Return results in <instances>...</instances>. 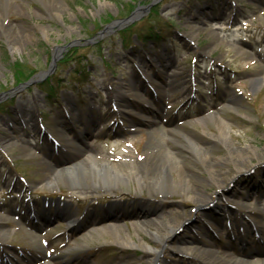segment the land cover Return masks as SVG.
<instances>
[{"label": "rangeland", "instance_id": "1", "mask_svg": "<svg viewBox=\"0 0 264 264\" xmlns=\"http://www.w3.org/2000/svg\"><path fill=\"white\" fill-rule=\"evenodd\" d=\"M52 1L50 6L48 0H16V6L1 17L28 37L19 42L0 35V137L3 127L11 131L8 124L20 105L33 109L35 116L24 122L21 131L10 132L7 144L0 143V215L9 222L5 228L11 231L7 239L0 240V264H57L73 258L72 264H151V256L145 251H159L163 242L149 235L144 221L179 220L183 213L188 217L186 226L171 238L172 246L158 264H202L201 256H207L198 250L187 254L177 250L178 241L190 235L194 240L189 246L197 245L202 251L255 263L264 261L262 252L245 255L240 250H258L264 242L259 228L248 229L249 222L264 227V199H246L247 207L239 209L241 199L230 192L217 198L220 188L207 170L202 171L204 159L213 163L211 170L222 169L224 177L230 179L236 173L232 163L218 164L217 158L245 149L238 160L243 172L238 179L232 178L236 190L244 194L254 184L264 185V79L251 83L255 76L264 78V0ZM131 14L132 20H126ZM196 15L199 21H195ZM132 23L137 24L121 33ZM41 27H48L47 35ZM8 29L0 28V34ZM152 29L158 35L154 40L147 37ZM160 56L170 61L161 64ZM16 62L26 71H36L30 83H17ZM136 77L144 88L127 90L126 84ZM163 79L172 84L187 80V91L165 85ZM47 81L56 89L54 99L43 90ZM118 94L134 101L133 106H115L111 99ZM155 99L162 103L155 105ZM55 101L69 108L74 119H63L64 125H58L60 114L65 112L56 110L58 106L52 105ZM150 108L158 110L165 127L159 128L153 140L179 151L175 164L194 173L196 180H205L200 191L207 189V197L214 201L196 204L181 189L175 172L168 178L169 182L176 180V192L164 189L168 191L155 193L156 200L150 202L148 190L141 192L137 181L116 189L104 182L98 189L50 182L46 167L53 162L46 157V148H54L55 143L93 148L98 158L116 164L141 163L148 141H153L149 139L150 124L142 119L148 118ZM89 111L101 117L97 134L83 140L68 136L63 127L84 130L79 114L86 117ZM209 115L217 118L198 121ZM221 124L229 131L226 137L219 134ZM170 126L199 142L214 136L220 140L205 159L191 145H183L178 133H168ZM39 131L46 133L45 139ZM29 133L31 144L24 147ZM125 151L131 156L121 155ZM105 194L107 199H100ZM45 196L66 205L79 223L71 227L68 216L44 214V222L34 230L22 213L26 204H31L28 200ZM227 205L230 211L221 210ZM109 225L119 226L120 232L113 226L104 228ZM28 227L36 232L38 242L46 244L44 250H29ZM198 227L205 231L197 234ZM120 234L132 242L131 247L119 243ZM81 241L85 247L74 249Z\"/></svg>", "mask_w": 264, "mask_h": 264}, {"label": "bare ground", "instance_id": "2", "mask_svg": "<svg viewBox=\"0 0 264 264\" xmlns=\"http://www.w3.org/2000/svg\"><path fill=\"white\" fill-rule=\"evenodd\" d=\"M15 2L16 0H12V1L0 0V28H3V29L10 28V31H8L9 30L8 29L4 31L5 33L0 34V35H4L5 38L8 40H15V41L17 40L21 42V40L24 39V37L26 38L28 36H24V33L18 30L17 25L7 24L1 18L4 12L8 8H14L16 6L14 4ZM48 2H49V5L51 6L53 1L48 0ZM19 6L22 7V4H19ZM194 19L195 21H199L197 15ZM41 30L44 35H47V33L49 32L48 27H41ZM168 61L170 60L163 56L159 57V62L161 64H167ZM178 74H181V73H178ZM263 79L264 78L262 76H255L251 78V83L255 85V84L261 83ZM162 81H163V84L165 85H171L173 87L176 86V88H178L179 90H184L185 92L187 91V88H188L187 80H185L183 83H177V84L168 83L166 79H163ZM118 85L119 84H117L116 86ZM143 85L144 84L140 80V78L136 77L135 80H133L131 83H127L125 87L127 88V90H131V89L144 88ZM143 91L145 95H148L146 90H143ZM136 93L137 95L139 94L138 92ZM139 97H142L141 94H139ZM66 100H69V98H66ZM111 100H115L114 101L115 106L118 107L119 104H124L126 108L132 107L133 106L132 102H134V101L127 100V97L121 94L116 95L115 98ZM154 102H155V105L162 103L160 99H155ZM59 106L64 107V110L67 112L68 117L71 118V113L69 111V108H66L65 105L62 103H60ZM15 112H16L15 113L16 117L13 118V121L8 124L9 127L11 128V131H9L5 127L2 128V133L4 135L0 137L1 144L2 143L7 144L6 140L7 138L11 136L10 132H12V134H15L17 133V131L19 130L21 131L23 129L22 126L24 125V122L26 123L27 119L33 118L35 116L33 109L31 108L28 109L27 107L22 106V105H20L19 109H15ZM153 112H155L158 115H152ZM147 116L148 118L145 116H142V119L146 123L150 124L151 134H150L149 139L153 140V136L158 135L160 133L159 130L165 128L162 124L164 121H163V118L159 115L158 110L156 109L153 110L152 108H150L149 110H147ZM210 118L215 119L217 117L216 116L214 117L212 115H209L206 117L203 116L202 118H198V121L200 123H204L206 119H210ZM100 119L101 117L97 112L89 111L86 117L79 116V119H78V121L81 122L82 125H84V130L79 131L71 126H64L63 129H64V132L68 136L72 134L74 135L75 138H79V140L80 139L83 140L90 135L97 134L98 124L100 122ZM223 125L224 124H221V126H219V134L226 137V134L228 135L229 131H225ZM122 130L123 129H121V131ZM167 132L171 134L174 132L178 133V135L181 137L180 142L183 145L184 144L191 145L195 149L197 154L203 156V158L205 159H206L207 152L211 151V149L214 148L218 144V140H220V139L215 138L216 136H214L208 142H205V143L199 142L195 140L189 134H186L185 132L179 130L178 128H173V127L169 128ZM39 135L41 136V138H44L43 133H39ZM30 136L32 135L29 133L27 135V138L23 140L24 147L31 144V141L29 139ZM148 142H149L148 146L144 149L145 156L141 160V163L138 162L137 164L133 166L116 164V163L110 162L109 160L105 158H98L96 154H94L95 150L93 148L82 147L79 145L77 146V145L71 144V142H68L67 145L65 144L62 146H59L58 144L55 143L53 146L54 148L52 147L46 148L47 149L46 157H48V159L53 162L46 167V170L49 171V173L51 174V176H49L50 182H53L55 184H60V183L68 184L70 187H73V188L87 186V187H95L97 189L99 187H102L101 183L104 182L112 186V188L116 189L118 185L120 187V185L122 184L129 183V181H137L140 191L141 190L143 191L144 188L148 190V194H150V196L147 198V202H150L152 200H156V198L154 197L155 193H158V192L164 193L165 191H168L169 189H170V192H173V193L176 192L175 190V186L177 184L176 180L175 179H174L175 181L171 180L172 182L171 183L169 182L170 178H168L172 174V172H175L176 177H178V179L180 180L178 182H179V185L181 186V189H183L186 194H189V196L193 198V201L196 204L203 205L202 203L205 204L211 201L212 197L210 196L209 198L206 195L205 190L207 189H204L203 192H201L200 189L202 188H199L201 184L202 186L203 184L206 185L205 180H196L194 178L195 176L194 173H190L189 171H184L183 167H180L175 164L178 162L177 159L179 158V151L174 150L169 147L167 148V147L161 146L160 144H158V142L154 140L148 141ZM55 149H58V151L56 152ZM246 152L247 150L245 149H240V150L237 149L236 151H232L228 153L230 157L220 156L217 158L218 164L232 163L233 166L231 168H234L233 171H235L236 173L233 177H231L228 180H227V177H224L225 172L222 169L217 168V170L213 171L211 170V167H213L212 166L213 163L205 162V160L202 159L203 160L202 162L204 164L202 166V171L206 172L207 170L208 171L207 174H209V178H211V180H213V182L216 183V186L220 188L219 189L220 192L217 198H219L220 196L222 198L226 196L227 194H229L230 192V194L233 195V197L235 198L239 197V199H241V202H238L237 204L239 209H244L247 207V204H249L248 203L249 200H246V199L251 198L250 200H254V201H259L260 198L264 199L263 196H261V194H264V185L262 183L254 184L244 194H241L238 190H236L235 179H232V178L238 179V177L243 172L241 168L242 164H239L238 160L240 157H243V154ZM67 153H69V155L64 157V155ZM121 155L131 156V154L128 151H125ZM62 156L64 157L63 159L59 160L58 158H56V157H62ZM58 161H61V162H58ZM123 164H126V163H123ZM229 181L232 182V184L230 186H227L226 184ZM149 186H151V189H149ZM164 189H168V190L164 191ZM140 196H138V199ZM100 199L102 200L107 199V194L102 195ZM232 203L235 204V202H232ZM221 210L228 212L230 211V206L227 205L226 208L221 207ZM57 213L58 215H62L65 217L68 216L67 219L71 227H75L79 223L78 217L68 212L67 206L60 207ZM41 216L42 214H36L34 217L23 218V220L31 221L32 219H37V223L33 224L32 226L34 230H37L36 226L44 222ZM187 220H188V217L186 216V214L183 213L179 220H177L174 217L173 219L168 220V221H164V220L159 221V219L158 220L153 219L151 221H147V220L144 221L145 224H147L146 229L149 232V235L153 239L161 240L163 242V248L161 250L158 251V250L153 249V250L145 251L147 254L151 256V258L149 259V262L151 264H158V262L161 260V257L165 254L166 251L170 249V246H172L170 243L171 238H174V235L176 234L177 231L179 230L181 231L182 229L184 230ZM6 224H9V222L6 219H3L2 216L0 215V240H5L11 235V231L5 228ZM112 226L115 230L120 232V228L117 225L104 226V228L106 230H110ZM256 228H259V231L261 233H264V227L257 226L254 222H249V225H248L249 230H253ZM197 231H198L197 234H199L201 231L203 232L205 230L202 227H198ZM27 234H29V237L33 239V243L30 244L32 246L30 247L29 250L31 251L44 250L46 244L38 242L36 240L37 234H35L33 230L32 231L27 230ZM119 236H120L119 238L120 244H122L124 247H131L132 242H130V240H127L121 234ZM192 240H194V237L190 235L183 242L180 243V241H178V243L176 244L177 250L178 252L184 253V254L190 253L191 251L193 252L195 250H198L200 253H202V255L207 256L206 258L201 256L200 260L202 264H264V261L255 263V262H250L248 260H239L236 257L229 256V255L224 257V256H221L220 254H215L213 252H205V251L200 250L199 246L197 245L193 247L189 246ZM84 245L85 244L82 241L76 242L74 249L83 248L85 247ZM146 248L148 249V247ZM240 250L245 255H250L254 252L264 253V242L261 243V247H258V250L253 249L252 251H245L244 248ZM240 250H237L236 252L240 253ZM35 255L37 256L36 258H39V259L41 258L39 255L37 254ZM24 258L28 260L27 256H25ZM74 259L75 258H73L70 261L65 260L57 264H72ZM30 260L31 262H34L33 260H35V258L30 257ZM123 264H132V263H130L129 261H125Z\"/></svg>", "mask_w": 264, "mask_h": 264}, {"label": "trees", "instance_id": "3", "mask_svg": "<svg viewBox=\"0 0 264 264\" xmlns=\"http://www.w3.org/2000/svg\"><path fill=\"white\" fill-rule=\"evenodd\" d=\"M132 9L134 8V6H132L131 7ZM133 26V25H132ZM131 26V27H132ZM149 37H154L153 36V34H150L149 35ZM71 51H73V50H71ZM70 51V52H71ZM13 69H14V73L16 74H18V79H17V83L19 84V83H22V82H26V81H28L34 74H35V72L36 71H34V70H24V69H22V65H21V63L20 62H16L14 65H13ZM49 89H50V91L51 92H54V88L50 85V84H48V86H47Z\"/></svg>", "mask_w": 264, "mask_h": 264}]
</instances>
